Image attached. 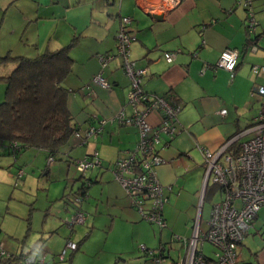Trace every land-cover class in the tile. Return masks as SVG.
<instances>
[{"label":"crops","instance_id":"1","mask_svg":"<svg viewBox=\"0 0 264 264\" xmlns=\"http://www.w3.org/2000/svg\"><path fill=\"white\" fill-rule=\"evenodd\" d=\"M251 4L258 23L253 36L258 46L256 51L250 50L247 44L250 36L246 10L237 0H181L174 5L169 0H0V55L30 57L71 43L69 54L74 62L61 82L69 90L67 107L82 132L88 125H98L105 119L99 134L80 144L81 156L96 150L100 158V164L88 171L85 181L91 184L84 196L87 205L94 208L100 202H112L116 207L113 215L120 216L132 228L139 224L140 215L114 178L110 166L134 146L138 132L133 125L107 119L121 108L126 114L131 112L127 100L130 79L122 66V56L116 54L120 17L131 18L136 39L129 45V58L135 61L136 67H146L140 82L142 88L180 105L177 113L180 130L172 136L161 134L158 149L165 162L155 168L158 180L169 187L163 207L166 226L158 232L152 228V233L143 238L152 246L144 244L149 250L164 246L163 264L177 260L183 253L184 248L173 236L191 235L198 195L206 189L203 188L205 163L199 146L218 150L247 128L257 114L252 110L250 91L264 83L261 72H254L251 66L264 65V0H251ZM226 48L239 52L232 77L226 69L213 67ZM166 51L175 52L170 62L164 58ZM102 54L114 55L101 70L110 83L108 89L91 83L93 75L101 69ZM13 66L12 62L0 66V74L8 73ZM87 84L91 85L93 94L83 88ZM225 88L232 91L231 96H225ZM4 90L5 84L0 83V101ZM255 100L259 103L258 112L264 100ZM222 108L226 109L224 114L219 112ZM146 118L155 126L162 119L161 112L152 109ZM72 139L75 141L71 147L77 140ZM3 144L0 146L1 177L21 178L24 172L15 176L11 171L10 156L14 154ZM230 146L225 149L226 153L233 150ZM23 151L14 155V159ZM37 152L46 158V152L36 148L27 152L24 160L35 158ZM48 164L51 163L47 160L45 166ZM199 218L201 226H205L206 221L202 224L201 215ZM87 231L88 235L90 230ZM244 239L238 251L239 263L264 264V243L247 247L250 256L244 259ZM75 243L78 248L80 241ZM133 248L129 246L119 253L122 256ZM140 253L143 258H136L139 264H160L147 250ZM205 256L213 260L214 248L211 255L205 253Z\"/></svg>","mask_w":264,"mask_h":264},{"label":"built area","instance_id":"2","mask_svg":"<svg viewBox=\"0 0 264 264\" xmlns=\"http://www.w3.org/2000/svg\"><path fill=\"white\" fill-rule=\"evenodd\" d=\"M179 1L181 0H169L172 5ZM237 2L246 10V28L250 38H253L258 23L254 17L251 0H237ZM130 23L129 16L120 17L116 34V54L122 56V66L130 79L127 100L131 112L126 114L124 108H121L107 119L135 126L138 139L132 148L116 158L110 169L141 217L162 229L166 226L163 207L168 200L165 191L169 187L163 185L156 175V166L165 162L159 153L158 143L161 134L172 136L180 130L177 119L180 105L164 95L150 93L142 88L140 82L146 67H136L135 61L129 58V45L136 39L135 30ZM249 46L252 51L258 48L255 40ZM174 55V51L164 52L167 62H170ZM238 55L237 49L226 48L221 51L213 67L226 69L232 77ZM113 56V54L100 55L101 69L93 75L92 84L105 89L110 87L109 81L102 75L101 70ZM251 69L254 72H264V65L255 64L251 66ZM83 88L93 94L90 84ZM253 91L264 97V85H257ZM152 109H158L162 117L159 124L155 126H152L146 118ZM219 112L224 114L226 109L222 108ZM104 122L105 119L98 125L90 124L83 132L79 129L75 130L73 133L77 139L75 144H84L89 137L98 135ZM248 133H250L249 136L240 142L236 153H226L225 149L230 144ZM10 144H8L9 149L13 152L16 143ZM199 149L205 163L204 182L206 185L211 182L219 186L220 199L212 205L210 217L205 226H201L198 215L189 237L173 236L181 243L184 250L177 260L167 264H240L238 256L240 246L249 227L256 219L258 210L264 206V101L261 102L252 123L242 132L228 139L218 150L211 151L200 146ZM47 160L51 162L52 156H49ZM74 164L79 171H85L99 165L100 158L97 151L93 150L88 155L74 159ZM21 173L22 170L19 169L18 175ZM80 199L75 197L74 201L77 203L81 201ZM84 219L81 209L75 207L66 224L72 228L75 224L84 222ZM205 241L214 248L215 257L211 261L201 249ZM77 246V243L68 239L58 258L63 260L67 250H74ZM140 249L147 250L155 262L164 263L165 256L161 252L164 246L149 250L144 244H140ZM20 253L8 252L0 242V264H46L43 257ZM12 255L16 256L12 257Z\"/></svg>","mask_w":264,"mask_h":264},{"label":"rangeland","instance_id":"3","mask_svg":"<svg viewBox=\"0 0 264 264\" xmlns=\"http://www.w3.org/2000/svg\"><path fill=\"white\" fill-rule=\"evenodd\" d=\"M260 76L261 82L264 83V72H261ZM224 94L229 97L232 91L225 88ZM250 96L253 102L252 110L256 114L259 103L255 98L261 100L264 97L253 89ZM248 136H242L237 144ZM72 141L75 140L71 138L60 148L47 167V157L45 158L43 153L37 152L35 158L24 160L27 152L35 150V147H28L32 149L23 151L16 160L11 154V171L16 176L21 169L24 175L10 180L0 175V241L3 247L13 254L23 251L43 257L46 264H139L136 258H143L140 244L152 247L143 238L152 233V228L157 232L160 228L143 219L140 214L139 224L131 228L120 216L113 215L116 207L112 202H100L96 208L94 205H87V197L80 195L78 186L88 179V171L96 165L79 171L73 160L83 156L80 153L82 149L77 143L71 147ZM85 183L87 190L91 183L89 180ZM205 188L206 191L203 190L198 195L195 206V216L201 215L202 224L209 219L212 205L220 199L217 184L208 182ZM75 197L81 198V201L76 203ZM75 207L81 209L85 219L70 228L66 221ZM92 225L95 228H91ZM87 230H90L88 235ZM68 239L80 241L79 247L67 250L64 259L60 260L58 254ZM256 242L264 243V206L258 210L257 217L245 236L244 259L250 256L247 247L252 248ZM129 246H134L132 252L121 256L119 252ZM212 248L213 245L207 241L202 244L204 254L211 255Z\"/></svg>","mask_w":264,"mask_h":264},{"label":"trees","instance_id":"4","mask_svg":"<svg viewBox=\"0 0 264 264\" xmlns=\"http://www.w3.org/2000/svg\"><path fill=\"white\" fill-rule=\"evenodd\" d=\"M254 40L250 38L247 44ZM70 46L71 43L30 57L0 55V66L14 63L8 73L0 74V83L5 84L0 101V146L5 142L10 151V143L15 142L12 152L15 156L35 147L44 150L47 159L52 156L54 160L78 129L67 107L69 90L61 85L74 62ZM239 147L240 143L235 141L229 148L236 153ZM86 187L84 182L79 187L81 196L85 195Z\"/></svg>","mask_w":264,"mask_h":264},{"label":"water","instance_id":"5","mask_svg":"<svg viewBox=\"0 0 264 264\" xmlns=\"http://www.w3.org/2000/svg\"><path fill=\"white\" fill-rule=\"evenodd\" d=\"M205 186H206V184H205V182H203V188H205Z\"/></svg>","mask_w":264,"mask_h":264}]
</instances>
